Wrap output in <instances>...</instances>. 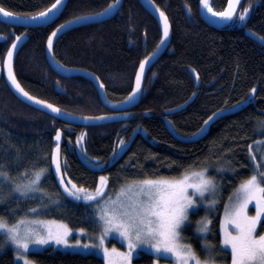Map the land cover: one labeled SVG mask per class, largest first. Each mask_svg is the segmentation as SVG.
<instances>
[{
    "label": "trees",
    "instance_id": "obj_1",
    "mask_svg": "<svg viewBox=\"0 0 264 264\" xmlns=\"http://www.w3.org/2000/svg\"><path fill=\"white\" fill-rule=\"evenodd\" d=\"M152 1L169 21L171 40L148 70L137 106L123 112L117 122L71 126L21 103L8 89L2 74L12 38L8 43L0 42V173L5 174L0 176V219L7 226L20 221L26 211L35 209L43 200L53 203L45 211L46 217L71 229L81 227L82 218L92 212L91 203L77 199L78 193L94 192L100 176L106 179L105 195H110L131 182L173 180L187 172L206 169L220 190V203L211 216L207 239L214 250L223 252L218 234L222 206L238 185L250 178L256 165H264V46L246 35L251 32L264 40V0H242L234 19L221 29L202 21L200 0ZM227 1L209 0V4L214 11L222 12ZM55 2L0 0V8L32 18L48 11ZM114 2L68 0L60 16L48 26L23 28L0 23L1 34L12 28L18 37L28 39L13 62V74L21 87L67 116L113 114L102 105L91 82L82 77L66 79L49 67L45 45L59 26L99 13ZM245 9V19L241 21L239 15ZM160 42L156 21L139 1L123 0L112 19L74 28L57 38L52 55L65 67L94 74L107 99L119 103L129 95L139 65L157 50ZM166 123L181 139L206 131L197 141L182 142L168 132ZM57 130L63 135L60 174L69 192L77 196L59 187L58 172L52 166ZM121 142L128 145L118 155ZM256 145L262 147L260 159L251 156V148ZM41 171L37 185L40 198L20 197L14 192L17 185H27ZM196 221L190 220L183 234L199 254L202 239L193 233ZM262 230L258 226L257 232ZM182 241L185 242L183 238ZM3 243L0 235V264H15ZM28 258L33 264H103L96 256L51 249L29 253ZM229 262L230 256L224 251L219 263ZM133 264H152V260L143 255Z\"/></svg>",
    "mask_w": 264,
    "mask_h": 264
},
{
    "label": "snow or ice",
    "instance_id": "obj_2",
    "mask_svg": "<svg viewBox=\"0 0 264 264\" xmlns=\"http://www.w3.org/2000/svg\"><path fill=\"white\" fill-rule=\"evenodd\" d=\"M61 3L62 0H56L52 9H49L48 12H42L39 17H32V19L47 18L49 12ZM204 6L208 7L207 0H204ZM209 11H211L210 8ZM246 12L247 9H245L244 14L239 15L241 21L245 19ZM0 14L4 17L13 16V13L7 12L2 8H0ZM212 14L214 16L221 15L226 20L232 19V12L219 14L213 12ZM161 17L164 20V37L167 38V18L164 17L163 13H161ZM52 35L55 36L56 33L54 32ZM48 47L51 50V37L48 40ZM12 48L15 49L16 45L13 44ZM7 55L10 62L13 52L9 51ZM145 63L140 65V74L137 75V90L140 87ZM9 80L19 94L27 97L28 100L34 99L24 91L11 71H9ZM133 96H135V92ZM34 103L41 104V101L35 100ZM45 107L56 113L60 111L51 105H45ZM57 139H59V135H57ZM252 158L256 159L255 156ZM59 171V165H57V172ZM42 174L43 171L35 173L34 179L29 185H17L15 191L19 192L22 196L36 191L37 188L35 186L39 184ZM0 176H5V174L0 173ZM262 185H264V166L256 165L250 178L240 185L236 203L226 210L225 224L231 225L235 233L228 231L227 227L225 228L221 250L230 256L231 264H264V234H257L258 226L264 229V225H261V220L264 218V186ZM215 187L213 180L206 178L203 173L198 174V180L195 183L190 182V177L187 174L178 181L144 180L140 182V186L136 189L138 195L143 197L142 199L130 205L120 203L119 207L113 209L111 217H106V215L101 216V219L107 225L104 230L105 234L109 231H118L121 237L128 240V247L132 250L138 244L147 243L157 253H170L180 264H189V261H193L194 264H202L200 258L190 246L183 249L180 247L178 244L179 230L186 226V222L190 223L188 220V209L195 208L194 199L198 196L203 200L205 192L211 190L214 193ZM190 188L193 189L192 194H189L188 189ZM131 190V188L127 189V191ZM65 191H68V189L66 188ZM124 191L125 189H121V194ZM97 192L100 194L99 190ZM69 195H75V193L70 191ZM77 199H79L78 196ZM87 199H95V197H87ZM253 202H255V215L249 216L247 209L249 204ZM116 203H119V195L117 196ZM212 206H214V202L209 205V207ZM198 223L197 232L201 235L206 234L209 231L208 224L211 221H200ZM0 233H6L8 240L17 249L22 248L25 252L29 250L28 243L26 242L29 239V235H19L17 227H7L6 221L2 219H0ZM48 242L47 238L33 240V243L36 244H46ZM55 242L57 244L62 242L66 244V241L59 236L55 237ZM211 248L212 245H204V249L207 251V259L203 264H216ZM126 259H130V255Z\"/></svg>",
    "mask_w": 264,
    "mask_h": 264
},
{
    "label": "rangeland",
    "instance_id": "obj_3",
    "mask_svg": "<svg viewBox=\"0 0 264 264\" xmlns=\"http://www.w3.org/2000/svg\"><path fill=\"white\" fill-rule=\"evenodd\" d=\"M127 143L121 142L118 147V155L120 152L124 151L127 147ZM262 147L259 145L254 146L251 148V156H258L260 159V152ZM117 155V156H118ZM261 159L264 163V154L261 153ZM90 165V164H89ZM261 165V164H260ZM92 166V165H90ZM264 166V165H263ZM93 167V166H92ZM203 173L206 178L211 179L207 174L208 170L201 169L190 171L182 175L177 179H153V180H169V181H178L181 180L186 174L190 177V182L195 183L198 180V174ZM42 178V175H41ZM40 178V180H41ZM103 178V182H102ZM34 179V178H33ZM212 180V179H211ZM215 180V179H214ZM141 181H135L128 183L124 186L119 187L115 192H112L110 195H105L106 191V179L102 176L99 177L96 190L92 193L84 192L83 194L78 193V197L82 199V201L87 204L90 202L89 210L92 212L90 214H86L81 222L82 226L71 229L68 226L64 225L63 223L57 221L56 219L46 217L44 215L45 211L47 210L48 206H52L53 203H41L38 207H34L35 209L26 211V215L20 218V221H17L13 227H17L19 231V235H29V239L26 241L28 243L29 250L25 252L22 248L17 249L14 244H12L8 238L6 233H0L3 237V247L7 248L11 251L13 260L15 264H33L31 260L28 258V254L32 252H43L47 249H51L53 252L59 251L65 254H79V255H92L96 256L102 260L103 264H133V261L136 259H140L143 255L150 256L152 260V264H180L179 261L176 260L174 256L170 253H157L154 248H152L149 244H138L134 250L129 249L128 247V240L121 237L118 231H109L105 234V221L101 219L102 215H106V217H111L113 213V209L119 207V204L130 205L135 203L137 200L142 199L143 197L139 196L136 189L140 186ZM215 184V191L214 193L209 190L205 192V197L201 200L198 196L194 199L195 208L188 209V220L192 221L193 223L196 221L195 231L197 235L202 239L199 242V251L200 253H196L193 250L188 242L185 239V234H183L182 227L180 231V236L178 239V244L180 247L186 248L190 246L195 254L200 258L202 264L207 259V251L204 249L205 244H209V240L207 239L209 231L201 235L197 232V228L199 227L200 221H210L211 216L217 212L216 208L220 203V190L219 186L213 181ZM31 181L27 184L29 185ZM40 183V182H39ZM241 185V184H240ZM240 185L230 194L229 198L226 200L225 204L222 206V213L219 218V227H218V234L220 237V246L222 247L224 231L227 227L228 231L235 233V230L231 227V225L225 224L226 219V210L230 209L236 203V197L238 195V189ZM264 186V185H262ZM37 188L34 192H29L27 195H35L34 197L30 198H40L41 192L39 193ZM131 188V191H127V189ZM121 189H125L124 193L121 194ZM99 190V193L97 192ZM189 194H192L193 189H188ZM20 197L17 191L14 190ZM119 195V203L117 202V196ZM77 196V195H75ZM87 197H95V199H87ZM54 197L51 198V200ZM214 202V206L209 207L210 204ZM255 202L249 204L247 212L249 216L255 215ZM58 208V207H54ZM52 212L56 213V210H52ZM190 217V218H189ZM196 219H194V218ZM23 221V223H21ZM264 222V218L261 220ZM188 222H186V225ZM209 229V224H208ZM185 230V229H184ZM257 234H264V229ZM61 237L65 243L57 244L55 242V237ZM47 238L48 243L46 244H36L33 243V240ZM183 240L186 242H183ZM87 245V247H85ZM115 249V251H113ZM212 255L216 261V264H220V259L222 258V253L217 252L214 248H211ZM130 255V259H126ZM19 257V258H18ZM189 264H194L193 261H189ZM231 264V258L230 262Z\"/></svg>",
    "mask_w": 264,
    "mask_h": 264
},
{
    "label": "water",
    "instance_id": "obj_4",
    "mask_svg": "<svg viewBox=\"0 0 264 264\" xmlns=\"http://www.w3.org/2000/svg\"><path fill=\"white\" fill-rule=\"evenodd\" d=\"M67 1L68 0H62L61 4L57 5V7L55 9H53L51 12H49L47 18H41V19L33 20L32 18L20 17V16H16V15H13L12 17H4L2 14H0V23L8 25L10 27H23V28H36V27H41V26H48L51 23H53L60 16V14L63 12V10L67 4ZM138 1H139L140 5L142 6V8L145 9V11L151 17H153V19L156 21V23L159 27V30L161 32V42H160L158 49L155 51V53H153L150 57H148L147 59H145L142 62V63H145V61H147V63H145V66H144L143 74L141 75L139 90H137L136 80H137V75L140 74V65L142 63L139 65V67L136 71V74H135V77L133 80V86H132V89H131L129 95L126 97L125 100H123L119 103H113L107 99L103 85L101 84L99 79L94 74H92L86 70H82V69L68 68V67H65V66L57 63L53 58L52 49H53L54 42L57 40V38H59L61 35H63L67 31H70L74 28L86 26V25L100 24V23H103L105 21L112 19L117 14V12L120 10L122 3H123V0H118V2H117V0H115V2L112 5H110L109 7H107L106 9H104L103 11H101L99 13H96L93 15L78 17V18H75V19L59 26L57 29H55L53 31V33L55 32L56 35L53 36L52 35L53 33H52L49 36V38L50 37L52 38L51 50L48 47L49 38H48L46 45H45V57H46V61L49 65V67L57 75H59L61 77H64L67 79L70 77H82V78L86 79L87 81L91 82L92 85L94 86L96 92L98 93V96H99V99H100V102L102 103V105L105 106L109 111L113 112L114 114L104 115V116H100V117H91V118L70 117V116L65 115L61 109L53 106L52 104H49V103L44 102L42 100L36 99L34 97H33L34 98L33 100H28L27 97H24L21 94H19L15 90V88L13 87L11 81L9 80V71H11L13 73V62L15 60L17 53L21 49V47L27 42L28 39L26 36L15 37L13 43L10 45V47H9V49L5 55V58H4V61L2 64L3 78H4V81H5L8 89L10 90V92L21 103H23V104H25V105H27V106L35 109V110L43 112L47 115H50L51 117L57 119L58 121H60L64 124L71 125V126H97V125H104V124L120 121L121 117H122L121 114L123 112L128 111V110L132 109L133 107L137 106V104L140 100L141 94H142L143 82L145 80V77L147 75L148 70L159 59V57L163 54V52L167 49V47L170 43V40H171V27H170L169 21L167 19L168 36H167V38H165L164 37V20L161 17L162 12L156 7V5L153 3V1L152 0H138ZM240 2H241V0H238V3H237V0H228L227 1V4H226L224 10L222 12H220V13L232 12V19L226 20L221 15H216L215 17L210 16L208 14V10L210 8L209 0H207L208 7L204 6V0H200V2H199V16L202 19V21L206 25H208L209 27H212L215 29H221L225 25L229 24L234 19L235 15L237 13V10L239 8ZM50 9H52V7ZM102 13H103V15H101ZM164 17H166V16L164 15ZM246 35L248 37H250L252 40H254L255 42H257L258 44L264 46V40L260 39L255 34H253L251 32H246ZM162 41H163V43H162ZM13 44L16 45L15 49L12 48ZM9 51L13 52V56H12L10 62H9L8 55H7ZM101 85H102V87H101ZM134 92H135V96H133ZM29 96H31V95H29ZM130 97H132V98L129 99ZM35 100L41 101V104L34 103ZM45 105H51L53 108H57L60 111H59V113L53 112V111H51V109L45 107ZM215 119H216V117H215ZM166 128H167L168 132L173 137H175L176 139H178L179 141H182V142L197 141L202 136L203 132L205 131V129H203L202 131L199 132L198 136L181 139V138L177 137L171 131L168 123H166ZM57 135H59V139H57ZM62 136L63 135H62L60 130H57L55 132L54 140H55V142H57V145L55 146V148L52 151V159H51L52 166L55 169H57V165H59L60 170H61L60 145L62 144ZM57 181H58L59 187L62 190H65L66 188L68 189V187L65 184L61 174L57 176ZM68 191H65V192H68Z\"/></svg>",
    "mask_w": 264,
    "mask_h": 264
},
{
    "label": "flooded vegetation",
    "instance_id": "obj_5",
    "mask_svg": "<svg viewBox=\"0 0 264 264\" xmlns=\"http://www.w3.org/2000/svg\"><path fill=\"white\" fill-rule=\"evenodd\" d=\"M56 21V20H55ZM10 27V26H9ZM11 30L8 32H5L3 34L0 33V42L2 43L3 41H5V43H8V39L12 38V42L14 40L15 37H17L16 33L12 30V28H10ZM8 35L10 37H8Z\"/></svg>",
    "mask_w": 264,
    "mask_h": 264
},
{
    "label": "bare ground",
    "instance_id": "obj_6",
    "mask_svg": "<svg viewBox=\"0 0 264 264\" xmlns=\"http://www.w3.org/2000/svg\"><path fill=\"white\" fill-rule=\"evenodd\" d=\"M218 12H219V11H218ZM212 13H213V11H212V10H211V11H209V10H208V14H209L210 16H213V17H215L216 15L214 16ZM41 18H43V17H41ZM41 18H39V19H41ZM62 92H63V91H62ZM75 129H76V128H75ZM205 131H206V130H205ZM81 139H82V138H81ZM68 146H69V145H68ZM74 147H75V146H74Z\"/></svg>",
    "mask_w": 264,
    "mask_h": 264
}]
</instances>
